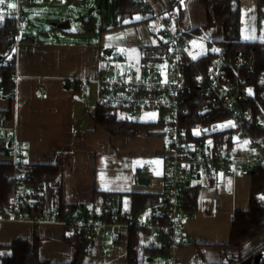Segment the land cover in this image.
<instances>
[{
	"label": "crops",
	"instance_id": "obj_1",
	"mask_svg": "<svg viewBox=\"0 0 264 264\" xmlns=\"http://www.w3.org/2000/svg\"><path fill=\"white\" fill-rule=\"evenodd\" d=\"M29 1L31 4L25 9L29 22L19 34L16 48V97L10 100L5 91H1L0 85V164L13 167L14 158L9 156L10 143L1 138L4 130H7L23 144L25 161L31 167L59 168V176L48 185L44 194L47 209H55L50 197L51 190L61 189L62 202L70 209H66V216L98 213L112 208L124 219L141 220L145 214H148L147 220L155 217L163 209L164 170L170 155L163 121H128L124 115L126 111H119V120L127 124H161L138 136L113 135L97 123L96 116L99 108L98 80L112 52H119L123 56V61L115 66L118 73H126L119 70L120 64L125 62L135 67L132 70H155L166 74L167 46L157 32V22L153 19L137 23L123 20L114 4L112 16L107 11L106 16L101 17L103 24L98 27L92 14L86 19L84 14L79 13L83 24L79 23L78 29L71 23L78 18L75 9L89 11L95 2L103 12L106 0ZM145 1L154 12L169 16L187 33L207 24L204 0H184L180 10L174 11H171V0ZM259 3V0H250L242 6V11L259 9ZM2 4L0 23L5 19ZM139 19L140 16L135 18ZM67 21L70 22L69 29L58 28L59 24ZM220 27L221 38L213 34L212 40H209L211 37L190 38L193 59L198 61L210 53H216L217 46L211 50V45L222 40L223 29ZM252 38L255 39L241 40L262 42L258 39V33ZM197 39L208 42H197ZM161 52L165 53L164 57H161ZM149 64L157 67L148 69L146 66ZM261 78L264 79V76ZM73 82H83L87 84V89H79L73 86ZM249 87L247 98L254 94L253 87ZM38 90L47 93L48 97L38 96ZM9 114L11 118L8 119ZM212 124L215 132L203 140V146L211 148L222 145L240 162L257 158V151L247 140L233 136L227 118ZM258 126L263 131L264 120H259ZM262 131L251 135L262 137ZM225 133L228 136L225 137ZM262 152L264 154V137ZM144 168L150 170L151 176L142 174ZM254 173L235 180L219 175L202 176L190 181L186 190L187 209L191 196H196V203H192L193 210L188 209L192 218L186 226L187 243L176 250L177 260L181 264H229L261 248L264 234L240 245L231 243L236 213L248 211L251 207ZM141 178H148L151 183L142 184ZM136 194L152 195L160 200L157 205L132 216ZM255 199L264 202V194ZM126 222L120 221L91 238L78 240L58 223L35 225L31 222L0 220V257L9 254L8 247L22 240L29 244L31 251L37 247L41 262L130 264V227ZM83 241L84 253L79 257V243ZM146 246L155 251L143 264H151L157 257H163V264H167L165 241L161 236L151 238L147 235Z\"/></svg>",
	"mask_w": 264,
	"mask_h": 264
},
{
	"label": "built area",
	"instance_id": "obj_2",
	"mask_svg": "<svg viewBox=\"0 0 264 264\" xmlns=\"http://www.w3.org/2000/svg\"><path fill=\"white\" fill-rule=\"evenodd\" d=\"M15 2V3H14ZM260 2V0H259ZM29 0H4L2 15L4 18L15 19V39L29 22L26 7ZM242 6H245L241 0ZM15 5V7H9ZM141 15L153 17L157 22V32L165 40L167 46L166 74L155 70H132L118 73L115 66L123 61L119 52H112L105 62L98 80V105L114 111L155 110L162 114L166 127L170 155L164 170L165 190L163 192V209L155 217L147 221L129 220L127 225L135 227L138 233H146L151 238L161 236L165 241L167 264H181L176 257V250L186 245L185 231L192 213L187 209L186 190L195 178L229 176L232 179L247 177L259 168H264L262 137H254L247 129L248 117L242 104L249 95L248 76L254 73V63L244 56L233 59L226 55L223 46H217L214 66L203 72L196 66V60L190 54L191 39L184 28L175 23L169 16L159 15L140 0ZM194 67V76L212 106L219 108L228 115L227 121L233 136L247 140L257 151V158L249 162L237 161L222 145L206 148L203 140L215 132L214 124L200 126L193 131V140L189 139L188 131L182 125V118L189 112L188 99L192 93L189 70ZM17 77L10 88L1 87L13 97L17 95ZM73 86L86 90L87 84L73 82ZM37 95L47 98L48 94L41 90ZM264 133V130H263ZM1 138L10 143L9 156L14 158L12 173L5 179L15 183L14 194L8 206L0 211V220L14 222H31L38 225L42 222L63 225L75 239L91 238L103 229L116 226L118 213L110 208L91 214L61 215L57 209L45 208L42 213L30 211L28 194L33 181L32 167L25 161L24 146L7 130ZM142 174L151 176L148 168ZM111 216L108 221L107 216Z\"/></svg>",
	"mask_w": 264,
	"mask_h": 264
},
{
	"label": "trees",
	"instance_id": "obj_3",
	"mask_svg": "<svg viewBox=\"0 0 264 264\" xmlns=\"http://www.w3.org/2000/svg\"><path fill=\"white\" fill-rule=\"evenodd\" d=\"M81 2L84 0H74ZM184 0H171V11L179 9ZM207 12V24L201 28L188 32L189 38L200 37L208 38L214 24H220L223 29V38L216 42V46H223L227 56L238 59L244 56L248 61L254 63L255 71L248 76L249 86L254 89L253 96L247 98L242 104V108L248 117L247 129L250 134L262 131L258 126L259 120H264V42H245L241 40L242 27V5L241 0H204ZM116 10L121 14L123 20H131V23L139 21L148 22L153 19L152 16L144 18L141 15L140 0H113ZM264 6V0H260L259 10ZM140 16L141 19L135 20ZM165 16V15H164ZM16 32L15 19L5 18L0 23V85L1 87L10 88L13 79L16 77L17 58L16 48L19 40L15 39ZM210 37V36H209ZM162 48V47H161ZM163 52V51H162ZM162 52L160 54H162ZM165 53L161 55L164 57ZM216 54L210 53L206 57L198 60L196 66L203 72L214 66ZM192 93L188 99L190 112L182 118V125L188 131L189 139L193 140L192 131L200 126L220 122L228 118V115L217 107L212 106L204 90L198 86L194 74V67L189 70ZM5 91L8 98L13 97ZM118 112L109 108L99 106L96 121L103 128L113 135H131L138 136L142 132L156 127V123H125L118 118ZM6 118H11L7 115ZM5 119V118H4ZM3 119H1L2 121ZM263 132V131H262ZM228 136L227 133L224 135ZM230 143V140H229ZM32 183L28 194L31 207L30 211L40 214L46 208L45 192L49 184L59 176V168L56 166H37L32 167ZM14 171L12 166L0 164V211H3L14 194L15 183L12 180L5 179V176ZM49 185V186H48ZM264 194V168H259L253 174V200L250 210L237 212L233 221L231 234V243L240 245L241 243L254 240L264 234V202L256 200L255 197ZM61 189H52L50 197L52 206L61 212L63 216L67 206L62 202ZM160 198L152 195L136 194L132 216L138 214L141 210L153 207L158 204ZM192 203H196V196H191L189 200V210H193ZM105 208V207H104ZM102 208L101 211L104 209ZM112 209V208H110ZM70 210V209H69ZM118 213V212H117ZM87 214V213H83ZM90 214V213H88ZM119 221H129L130 218H122L119 214ZM110 221L111 216L106 218ZM83 238H78L81 240ZM146 233H138L135 227L130 226L129 241V260L130 264H143L145 260L154 253V249L146 246ZM84 241L79 243L78 256L84 253ZM9 248V254L0 257V264H50L41 262L38 257V250L35 246L31 251L26 241H16ZM166 251V246L164 252ZM167 254V252H165ZM262 255L259 262L256 257ZM73 264H77L76 262ZM229 264H264V244L261 248L247 256L239 258L237 261Z\"/></svg>",
	"mask_w": 264,
	"mask_h": 264
},
{
	"label": "rangeland",
	"instance_id": "obj_4",
	"mask_svg": "<svg viewBox=\"0 0 264 264\" xmlns=\"http://www.w3.org/2000/svg\"><path fill=\"white\" fill-rule=\"evenodd\" d=\"M106 1H108V0H106ZM106 1L104 2V11L103 12L99 9L100 5L96 6L95 2H93V5L91 6V8H89L91 11L90 10L88 11V9H87V11L81 10V9H75V15L78 16V18H77V20L71 21L73 27L79 29L78 24L79 23L83 24L82 20H81L82 18L80 17L79 13L84 14V18H86V19H88L89 14H92V16L94 17V23L96 24V26L98 27V26L102 25L103 24L102 19H101L102 15L105 17L107 11H108L109 15L112 13V0H109L108 2H106ZM243 2L246 5L247 3L250 2V0H243ZM259 5H260V3H259ZM111 16L112 15H110V17ZM175 16L176 15H173V17H175ZM27 25L28 24H26V26ZM156 29H157V25H156ZM213 29H215V30H213ZM215 32H216V34H215ZM256 33L259 34L258 39L260 41L264 42V6L260 10L257 8H253V9H246V10L242 11L241 39L242 40L255 39L252 37H254ZM212 34L218 35L219 38H221L222 30H221V27L219 24H217V26L214 25L212 27L211 33L208 35V37L209 36L211 37V38H209V40H212V37H213ZM245 37H248V38L246 39ZM196 41L202 42V43L208 42L206 40L201 41L200 39H197ZM215 48H216V43L213 42L211 45V50H214ZM146 67H148V69H155L157 66L155 64L154 65L149 64ZM119 68H120L119 69L120 72H128V71H132V69H135V67L129 66V64L125 63V62H122L120 64ZM152 114H154V116ZM124 115L127 117L128 121L153 122V121H158L160 119L162 120V114L159 111H155V110H152V111H149V110L126 111V112H124ZM224 127H226V126H224ZM165 129H166V127H165ZM147 215L148 214H145L144 216H142L141 220L147 221ZM163 259H164L163 257H157L151 264H163Z\"/></svg>",
	"mask_w": 264,
	"mask_h": 264
},
{
	"label": "water",
	"instance_id": "obj_5",
	"mask_svg": "<svg viewBox=\"0 0 264 264\" xmlns=\"http://www.w3.org/2000/svg\"><path fill=\"white\" fill-rule=\"evenodd\" d=\"M69 27H70V22L69 21L58 25V28L59 29H63V30L64 29H69ZM0 60H1V57H0ZM140 182L142 184H150L151 183V180L148 179V178H141L140 179ZM261 258H262V255L257 256L256 257V262H259L261 260Z\"/></svg>",
	"mask_w": 264,
	"mask_h": 264
},
{
	"label": "snow or ice",
	"instance_id": "obj_6",
	"mask_svg": "<svg viewBox=\"0 0 264 264\" xmlns=\"http://www.w3.org/2000/svg\"><path fill=\"white\" fill-rule=\"evenodd\" d=\"M4 2V0H0V4H2ZM9 7H15V5H9ZM0 19H2V17H0ZM246 39L248 38V37H245ZM153 116H154V114H152ZM245 143H247V142H245Z\"/></svg>",
	"mask_w": 264,
	"mask_h": 264
}]
</instances>
